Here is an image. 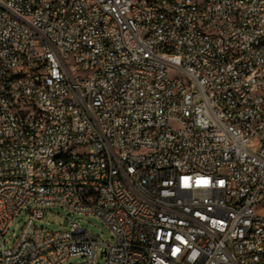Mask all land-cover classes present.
Here are the masks:
<instances>
[{"label":"built area","instance_id":"built-area-1","mask_svg":"<svg viewBox=\"0 0 264 264\" xmlns=\"http://www.w3.org/2000/svg\"><path fill=\"white\" fill-rule=\"evenodd\" d=\"M50 205L111 240L34 224ZM99 245L105 264H264V0H0V264Z\"/></svg>","mask_w":264,"mask_h":264},{"label":"rangeland","instance_id":"rangeland-1","mask_svg":"<svg viewBox=\"0 0 264 264\" xmlns=\"http://www.w3.org/2000/svg\"><path fill=\"white\" fill-rule=\"evenodd\" d=\"M30 208L31 203H27L26 206L16 216L13 217L8 230L2 237L5 247H11L16 242L23 223L30 214ZM42 211L41 218L33 219L34 224L37 226H43L53 230L65 229L67 228L68 220L72 219L83 228L98 235L103 243H107L109 240H111V234L108 227L94 215H79L73 213L68 214L67 210L56 205L44 206L42 207ZM102 251L103 245H99V249L95 258V264H105V258ZM80 260L81 257L72 256L67 258V260L62 264H73L79 262Z\"/></svg>","mask_w":264,"mask_h":264}]
</instances>
